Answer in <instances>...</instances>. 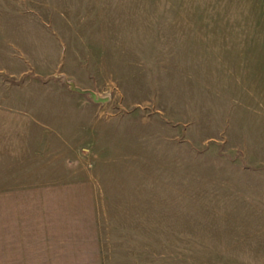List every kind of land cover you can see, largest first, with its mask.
Segmentation results:
<instances>
[{
  "label": "rangeland",
  "instance_id": "374dc122",
  "mask_svg": "<svg viewBox=\"0 0 264 264\" xmlns=\"http://www.w3.org/2000/svg\"><path fill=\"white\" fill-rule=\"evenodd\" d=\"M2 117L13 185L94 172L104 264H264V0H0Z\"/></svg>",
  "mask_w": 264,
  "mask_h": 264
},
{
  "label": "crops",
  "instance_id": "0c3cea01",
  "mask_svg": "<svg viewBox=\"0 0 264 264\" xmlns=\"http://www.w3.org/2000/svg\"><path fill=\"white\" fill-rule=\"evenodd\" d=\"M43 125L31 118H0V264H104L92 170H81L72 159L66 180L35 185L9 180L36 166L37 173H47L46 139L32 129Z\"/></svg>",
  "mask_w": 264,
  "mask_h": 264
}]
</instances>
